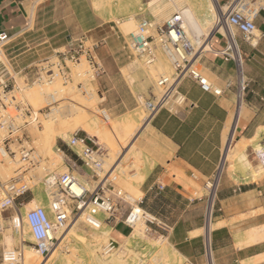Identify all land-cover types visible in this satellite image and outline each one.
Here are the masks:
<instances>
[{"label": "crops", "instance_id": "0c3cea01", "mask_svg": "<svg viewBox=\"0 0 264 264\" xmlns=\"http://www.w3.org/2000/svg\"><path fill=\"white\" fill-rule=\"evenodd\" d=\"M102 1L0 0V33L7 36L1 42V77L17 87L18 76L34 80L47 67L43 64L64 65L70 62L69 51L79 47L78 59L85 57L93 72L89 84L100 99L97 109L119 124L120 133L125 117L138 126L118 159L129 169L121 185L137 196L134 204L144 217L165 228L169 254L177 249L182 264H264V168L258 157L264 150V0H258L255 31L249 41L232 29L247 81L243 100L236 101V64L219 52L227 27L215 24L207 47L197 58L198 74L209 87L203 89L196 78L186 75L178 82L182 100L169 101L151 116L143 101L158 95L155 78L161 75L148 66L157 57L163 70L172 69L171 64L157 46L152 63L136 58L128 36L111 24L107 9L96 5ZM231 2L217 0V16L226 13ZM113 10L115 18H120V12ZM139 10V6L128 9L137 22L146 15ZM68 149H63V171L78 174L83 187L91 191L103 178L82 165L77 148ZM219 168L208 217L207 182ZM110 182L107 178L103 183V195L115 188ZM36 198L32 193L23 203ZM117 203L127 205L120 199ZM105 224L115 244L129 241L139 247L141 238L133 235L134 228L118 219Z\"/></svg>", "mask_w": 264, "mask_h": 264}, {"label": "rangeland", "instance_id": "374dc122", "mask_svg": "<svg viewBox=\"0 0 264 264\" xmlns=\"http://www.w3.org/2000/svg\"><path fill=\"white\" fill-rule=\"evenodd\" d=\"M211 3L212 0H147V3H141L137 0H103L102 4L98 2L96 5L98 8L103 7L108 10L111 24L120 27L126 36L135 30L138 24L133 15H128L129 8L139 6V12L146 13L145 19L153 24L150 32L155 35L154 26H160L171 15L176 12L180 13L181 9L188 7L193 11V19L197 26L190 24L188 19H185L187 34L191 42L194 43V36H196L201 43L209 29V34L211 33V26H214L219 18L216 16L217 14L209 11ZM258 4V0H255L254 6L256 8H258ZM114 8L120 12V18H115ZM130 13L132 12L130 11ZM132 53L138 58L133 50ZM2 60L3 54L0 43V62ZM64 63V65L58 66L43 64L47 67L41 72L42 79L40 81L34 79L27 82L18 76L16 80L19 88L8 83H6V87H2L3 84L0 83V146L7 153V156L0 154V182L17 178L19 182L17 186L24 185L27 189L24 194L16 198L15 206H5L0 211V264H7L3 260V254L8 250L18 248L21 245H24L23 252L30 247L33 248V237L26 220V214L30 209L42 207L47 216L52 218L50 211L51 194L57 191L58 187H48L44 180L50 174L58 176L66 172L62 169L63 149L67 151L70 149L63 142H66L69 135L75 131L83 134L82 129L74 128L71 125L72 121L80 114L83 115L84 113L89 123L91 121L96 126L102 124L100 128L106 127L105 130L108 132L106 136H100L98 139L99 144L106 149L102 164L103 169L99 171L101 180L107 171H111L117 163L108 177L115 188H113L112 194L103 195L100 193L101 199H98V202L107 199L115 202L118 206L116 212L122 219L128 215L132 208L137 207L133 202L137 196L127 192V189H123L121 185V177H128L129 169L127 166L122 167L118 163V159L133 140L138 126H133L130 118L125 117L120 123L123 128L120 133L119 124L111 120L103 111L97 109L96 104L100 99L89 84L93 72L85 57L77 62ZM160 64V58L157 57L156 62L148 68L151 72H154L153 68H157L161 76H168L172 73L170 67L163 70ZM192 69L198 72L197 61ZM50 72H52V78L48 77ZM1 75L0 68V80H5L6 76L1 77ZM158 78V76L155 78L156 85ZM158 90L160 91V87ZM52 98H55L54 101L51 100ZM48 121H51L55 127L63 124L65 130L62 137L55 136L51 146L49 142L43 141L42 136L44 125ZM23 149L29 152L32 162L22 158L21 151ZM77 150L80 151V148ZM230 153L228 151L227 158ZM73 176L83 186L82 179L78 174L73 173ZM121 188L127 193H122ZM118 192L120 195L117 194ZM32 193L37 197L34 200L35 203L31 205H27V202L23 203V198L31 197ZM118 196L127 205L120 206L117 203ZM3 199L4 194L0 190V203ZM73 204L72 200H67L66 209L69 218L65 226L55 233L53 248L49 254L41 256L35 250L31 252L39 264L42 262H44L43 264H113L111 261L113 257L125 261L124 264H182L175 252L170 250L169 254L165 228L155 219L146 215V217H142V214L136 223V227L131 225L134 228L133 235L141 238L139 247L134 248L129 241L118 245L111 239L109 229L105 224L111 219L108 218L103 209L96 207V212L91 214L90 207L76 211ZM20 215L23 216V220L17 217ZM14 220H19L20 225L18 226ZM110 242L113 244H109ZM108 244L113 245L109 250L107 249ZM142 247L145 248L141 250ZM208 258H210L209 254Z\"/></svg>", "mask_w": 264, "mask_h": 264}, {"label": "built area", "instance_id": "2783aa9c", "mask_svg": "<svg viewBox=\"0 0 264 264\" xmlns=\"http://www.w3.org/2000/svg\"><path fill=\"white\" fill-rule=\"evenodd\" d=\"M254 4L255 0H232L227 12L224 13L223 16L221 15V19L218 18L215 22L216 26L224 24L227 27L225 44L219 52L225 60H231L236 64V101L238 104L245 97L247 81L243 75L240 50L232 29H237L242 35L243 40L249 41L251 39L255 31L254 18L258 12V8H256ZM152 28V22L143 19L138 22L136 29L128 34L130 47L134 50L137 56L143 59L145 64H150L154 61V50L157 46L166 56L172 67V73L170 75L160 76L158 78L157 85L160 87L158 95L154 96L152 99L143 101V106L147 110L148 116H151L156 110L166 105L171 100L176 102H180L182 100L181 95L178 93V82L186 75L196 78L203 89H207L209 87L207 80L192 69V59L195 57L197 51L202 49H199L200 43L198 37L194 36V43L191 42L185 28V21L182 14L176 12L167 18L163 24L155 26V35L150 32ZM6 39V34L0 33V43ZM69 53L70 62H77L79 60V47L76 48V50H70ZM45 68H41L42 72ZM40 74L36 76V81H40L42 79ZM48 77L52 78V72L48 74ZM0 83L3 84L2 87H6L7 85V82L4 80ZM65 144L69 148H80V151L77 152V156L82 165L97 170L98 172L102 171L105 150L93 136L86 133L80 134L78 131H75L69 135ZM21 155L24 160H27L28 162L33 161L29 157V152L27 150L23 149L21 151ZM258 157L260 158V163L264 168V150L258 152ZM220 171L221 169L219 168L214 177L207 182L208 194L210 197L208 217L212 213L214 195L218 183L211 195L212 186L217 175H220ZM111 173V171H107L103 180L100 181L99 184L91 191H88L80 184L81 189L79 193H75L71 188V185L78 181L69 171L58 176L50 174L45 178L44 183L48 187H58L57 191L51 194L50 211L52 213V218L47 216L42 207L32 208L26 214L27 224L33 237V248L37 253L41 256H47L53 248L55 233L65 226L69 218V214L66 209L67 200H72L74 202L73 207L76 211L82 209L83 207L84 209L90 207L89 210L92 214L96 212L97 207L103 209V211L108 215V218L118 219L132 228L131 216L133 208L130 210L128 215L122 219L118 212H116L118 210V206L115 202L108 199L98 202V199H101L100 193H102V185ZM18 183L17 178H13L12 180H8L6 182H0V190L4 194V199L0 203V211L5 206H15L16 198L27 191L24 185L17 186ZM117 194L120 195L119 192ZM117 199H121V197L118 196ZM111 243L112 242L109 244ZM109 244L107 247L108 250L113 246ZM23 246L24 245H21L18 248L4 252L3 260L7 264H22Z\"/></svg>", "mask_w": 264, "mask_h": 264}, {"label": "bare ground", "instance_id": "6f19581e", "mask_svg": "<svg viewBox=\"0 0 264 264\" xmlns=\"http://www.w3.org/2000/svg\"><path fill=\"white\" fill-rule=\"evenodd\" d=\"M169 1V0H168ZM172 2V1H171ZM96 3V2H95ZM217 0H212V3H211V7H210V9H209V11L210 12H214L215 14H218L217 13ZM168 4H169V2H168ZM166 5V4H165ZM170 5H173V4H170ZM199 5V4H198ZM210 6V5H209ZM94 7V6H93ZM164 7V6H163ZM174 7V6H173ZM97 8V7H96ZM165 8V7H164ZM178 8V7H177ZM176 8V9H177ZM163 9V8H162ZM175 10V9H174ZM182 11L180 12L181 14H183L182 15V17H183V19H184V21H185V19H188V21H189V23L190 24H193V25H195V26H197V23L194 21V19H193V11L190 9V8H188V7H184L183 9H181ZM159 11V10H158ZM177 11V10H176ZM179 11H180V8H179ZM222 16H223V14H221ZM221 15H219V19H221ZM217 16V15H216ZM129 18H131V17H129ZM221 21V20H220ZM129 23V22H128ZM212 28L211 29H214L215 27L214 26H211ZM218 27V26H217ZM210 31V30H209ZM208 34H209V32H207V34H206V37H205V39H204V41L203 42H201L200 44H199V49H202V50H199V51H197V53H196V55H195V57H193V59H192V65H194L195 64V62L197 61V58H198V54H200L206 47H207V45H208ZM39 94V93H38ZM90 96V95H89ZM89 98V97H88ZM91 98V97H90ZM54 99L55 98H52L51 100L52 101H54ZM86 102V101H85ZM89 103V102H88ZM87 103V104H88ZM93 104V103H92ZM91 105V104H90ZM88 108V107H87ZM80 111V110H79ZM84 112V111H83ZM131 118V117H130ZM53 120V119H52ZM90 121V120H89ZM99 122V121H98ZM59 123H62V122H59ZM92 122L90 121V123L87 121V117H86V115L83 113V115H78L73 121H72V123H71V125L74 127V128H80V129H82V130H84V132L86 131V130H88L86 133H88V134H90L91 136H93L94 138H96L97 140L99 139V137L100 136H106L107 135V131L105 130L106 129V127L105 128H100V126L102 125V124H99L98 126H96V125H94L93 123L91 124ZM104 127V126H103ZM145 127V126H144ZM111 130V129H110ZM63 132H65V130H64V126H63V124H59V126H57V127H55V125L51 122V121H48L47 123H45V125H44V129H43V133H42V136H43V141L44 142H49V145L51 146L52 144H53V142H54V139H55V136H58V137H62V135H63ZM103 140H105V139H103ZM99 141V140H98ZM101 141V140H100ZM102 143V142H101ZM141 149V148H140ZM138 150V149H137ZM139 151V150H138ZM0 154L2 155V156H7V153H6V150L3 148V147H1L0 146ZM139 154V153H138ZM2 164V163H1ZM139 164V163H138ZM137 164V165H138ZM137 167V166H136ZM135 168V167H134ZM136 173V172H135ZM137 174V173H136ZM135 174V175H136ZM259 174V173H258ZM139 177V176H138ZM217 178H218V175H217V177H216V179H215V182H214V184H213V186H212V192H211V195L213 194V190H214V188H215V186H216V183H217ZM133 180L135 179V178H132ZM140 181V180H139ZM251 181V180H250ZM71 188H72V190L75 192V193H79V191H80V189H81V186H80V184L78 183V182H74L72 185H71ZM34 204L35 202L33 201V200H31V201H29L28 203H27V205H31V204ZM82 207V206H81ZM84 208V207H83ZM82 208V209H83ZM143 213H142V211H141V209L137 206V207H135L133 210H132V216H131V221H132V223H131V225L132 226H134V228L136 227V223H137V221L138 220H140V216L142 215ZM17 217H19V218H21V220H23V216L22 215H20V216H17ZM142 217H144V216H142ZM25 221V220H24ZM95 221V220H94ZM14 222L19 226L20 224H19V220H17V221H15L14 220ZM96 224H97V222H96ZM138 225H140V222H138ZM220 225V224H219ZM70 231V230H69ZM169 231V230H168ZM67 232V231H66ZM62 233V232H61ZM70 233V232H69ZM62 238V237H61ZM252 239V238H251ZM94 241V240H93ZM162 241H163V239H162ZM167 244V243H166ZM152 245V244H151ZM28 247V246H27ZM172 247V246H171ZM57 249V248H56ZM172 249V248H171ZM174 249V248H173ZM34 249L32 248V247H30L29 249H26L24 252H23V258H22V261H23V264H34V263H38V261L37 260H35L34 258H33V256L31 255V252L33 251ZM55 250V249H54ZM177 249H175V251H176ZM129 251V250H128ZM174 251V252H175ZM53 252V251H52ZM59 252V251H58ZM132 253V252H131ZM135 253V252H134ZM133 253V254H134ZM33 254V253H32ZM52 255V254H51ZM179 256H180V254H179ZM137 257V256H136ZM183 258V257H182ZM49 259V258H48ZM210 259V258H209ZM39 260V259H38ZM47 260V259H46ZM119 260H121V259H119ZM119 260H117V257H113L112 259H111V261L113 262V264H124V262L125 261H119ZM140 261V260H139ZM40 262V261H39ZM44 262H42V264H43ZM140 263V262H139ZM39 264V263H38ZM210 264V263H209Z\"/></svg>", "mask_w": 264, "mask_h": 264}]
</instances>
